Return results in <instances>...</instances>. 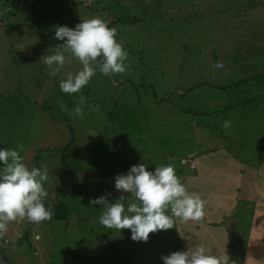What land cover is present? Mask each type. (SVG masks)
I'll use <instances>...</instances> for the list:
<instances>
[{
    "label": "rangeland",
    "instance_id": "1",
    "mask_svg": "<svg viewBox=\"0 0 264 264\" xmlns=\"http://www.w3.org/2000/svg\"><path fill=\"white\" fill-rule=\"evenodd\" d=\"M91 18L116 29L127 68L114 76L97 70L69 96L60 81L82 66L65 53L71 63L50 77L43 57L62 51L57 27ZM80 95L99 112L85 105L82 119L71 118L64 107ZM219 148L264 176V0H0V150H19L29 169L40 158L49 170L45 201L68 205L65 222L8 225L3 253L11 264H163L162 256L182 251L175 225L133 241L130 230L100 225L103 208L89 201L110 193L114 203V176L141 163L148 171L172 164L184 184L194 172L181 161ZM236 224L225 219L197 236L220 253L209 254L225 251L242 264L244 227Z\"/></svg>",
    "mask_w": 264,
    "mask_h": 264
},
{
    "label": "clouds",
    "instance_id": "2",
    "mask_svg": "<svg viewBox=\"0 0 264 264\" xmlns=\"http://www.w3.org/2000/svg\"><path fill=\"white\" fill-rule=\"evenodd\" d=\"M115 28H110L101 18L80 21L74 29L59 26L55 29V39L63 41L62 51L43 57L50 70V77L56 76L65 63V53L82 66L75 74L69 72L61 80L59 88L69 96L80 93L90 82L97 70L108 76L126 71L128 53L116 40ZM219 67L223 63L218 62ZM90 112H99V105L88 103V98L80 95L73 109L64 110L71 118H83L84 106ZM230 121H225L224 129H229ZM97 133L90 136L95 137ZM19 149L23 145L18 146ZM0 247L7 244L4 239L8 225L12 222L27 221L39 226L53 218L54 207H46L48 196L44 182L49 178V170L28 166L23 162L19 150H0ZM144 163L133 165L126 174L115 177V190L121 195L114 203L108 202L107 194L89 201L90 205H101L103 211L99 223L107 229L131 231L133 241L146 242L149 234L173 229L177 219L181 223L199 222L205 216V202L196 193H189L172 164L156 166L154 171L146 170ZM124 193L130 194L127 198ZM127 201V209H125ZM170 211V215L168 214ZM127 212V214H126ZM163 264H229L225 254H209L201 245L184 251L173 252L161 257ZM233 264V262H231Z\"/></svg>",
    "mask_w": 264,
    "mask_h": 264
},
{
    "label": "crops",
    "instance_id": "3",
    "mask_svg": "<svg viewBox=\"0 0 264 264\" xmlns=\"http://www.w3.org/2000/svg\"><path fill=\"white\" fill-rule=\"evenodd\" d=\"M196 154L190 156L196 168H189L194 173L186 178L184 185L189 193H196L204 200L205 216L199 222H189L188 228L195 231L194 234L182 232L185 225L177 219L175 232L181 235L182 251L201 245L208 253L220 254L208 251L209 245L197 235L205 236L202 230L222 228L226 219L228 224L237 223L236 228L244 227L238 233L243 234L242 264H264V176L259 167L247 165L240 156L223 148ZM258 164L264 168V157ZM228 229L232 235L239 236L229 225Z\"/></svg>",
    "mask_w": 264,
    "mask_h": 264
},
{
    "label": "trees",
    "instance_id": "4",
    "mask_svg": "<svg viewBox=\"0 0 264 264\" xmlns=\"http://www.w3.org/2000/svg\"><path fill=\"white\" fill-rule=\"evenodd\" d=\"M89 1H85L82 3V6L84 8H87L89 6L86 7V4L88 3ZM74 7V6H73ZM73 9V8H72ZM218 65V63H217ZM218 69H221L222 67H217ZM60 151L64 152V154H61L62 157H65L67 156V153L68 155H70V151L67 150V152L64 151V148H58ZM56 149V150H58ZM206 152H214L216 151V149H208V150H205ZM201 152V151H200ZM199 154V153H198ZM196 154V155H198ZM192 160V159H189V161ZM40 161L41 159L40 158H37V157H34V159L32 160L31 162V165H30V169L32 167H36V168H40ZM117 175H115L114 177H116ZM114 177H113V180L114 181ZM45 206L46 207H52V206H55L54 207V215H53V218L51 219V221L53 222H56V221H63L65 222L67 219H68V205L65 204V203H62V202H59V201H45ZM182 247V245H181ZM179 251V250H178Z\"/></svg>",
    "mask_w": 264,
    "mask_h": 264
},
{
    "label": "built area",
    "instance_id": "5",
    "mask_svg": "<svg viewBox=\"0 0 264 264\" xmlns=\"http://www.w3.org/2000/svg\"><path fill=\"white\" fill-rule=\"evenodd\" d=\"M217 67H219L217 64H216V68ZM181 165L182 166H186V165H188V167L190 168V169H195L196 168V164H195V162L193 161V160H190V161H181Z\"/></svg>",
    "mask_w": 264,
    "mask_h": 264
},
{
    "label": "water",
    "instance_id": "6",
    "mask_svg": "<svg viewBox=\"0 0 264 264\" xmlns=\"http://www.w3.org/2000/svg\"><path fill=\"white\" fill-rule=\"evenodd\" d=\"M0 260L4 263V264H11L10 261L6 258V256L4 255V253L2 251H0Z\"/></svg>",
    "mask_w": 264,
    "mask_h": 264
},
{
    "label": "flooded vegetation",
    "instance_id": "7",
    "mask_svg": "<svg viewBox=\"0 0 264 264\" xmlns=\"http://www.w3.org/2000/svg\"><path fill=\"white\" fill-rule=\"evenodd\" d=\"M0 244H2V243H0ZM3 250H4V249H3V246H2V247H0V251H2V252H3Z\"/></svg>",
    "mask_w": 264,
    "mask_h": 264
}]
</instances>
